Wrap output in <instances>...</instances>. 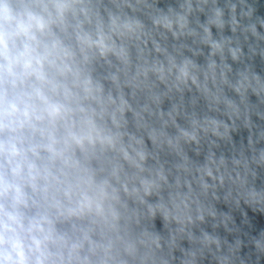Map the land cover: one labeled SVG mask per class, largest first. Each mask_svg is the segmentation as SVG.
<instances>
[{"label": "clouds", "instance_id": "obj_1", "mask_svg": "<svg viewBox=\"0 0 264 264\" xmlns=\"http://www.w3.org/2000/svg\"><path fill=\"white\" fill-rule=\"evenodd\" d=\"M0 264H264V0H0Z\"/></svg>", "mask_w": 264, "mask_h": 264}]
</instances>
